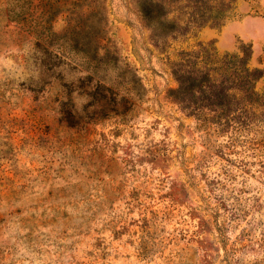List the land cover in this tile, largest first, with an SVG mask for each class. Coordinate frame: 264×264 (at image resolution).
<instances>
[{
	"label": "rangeland",
	"instance_id": "1",
	"mask_svg": "<svg viewBox=\"0 0 264 264\" xmlns=\"http://www.w3.org/2000/svg\"><path fill=\"white\" fill-rule=\"evenodd\" d=\"M232 54L204 122L178 76ZM0 264H264V0H0Z\"/></svg>",
	"mask_w": 264,
	"mask_h": 264
},
{
	"label": "trees",
	"instance_id": "2",
	"mask_svg": "<svg viewBox=\"0 0 264 264\" xmlns=\"http://www.w3.org/2000/svg\"><path fill=\"white\" fill-rule=\"evenodd\" d=\"M158 7L154 3L142 4L141 14L143 19L159 34L172 33L175 26L164 20L165 14L158 11ZM52 18L53 14H51V20ZM53 35L55 34L51 31V37ZM65 36L63 35L61 38L66 39ZM86 45L81 46L78 51L85 60L93 62L96 59V54L88 47V44ZM239 56L240 54L226 55L214 61L215 68L211 69V72H202L194 75L193 71L182 70L181 74H179L177 79L179 87L176 93L204 122L209 120L205 111L210 112V120H216L219 126H224L229 122L228 113L230 111L231 98H233L230 91L237 89L236 85L241 84L243 80H247L239 76L243 72L238 66ZM193 63L194 65L196 64L195 62ZM242 65L245 66L246 64L243 62ZM185 66L190 68V65ZM191 66L193 65L191 64ZM221 70H223V79L212 76L211 73H214L220 77ZM248 71L247 68L244 70L245 73H248ZM247 91L246 88L245 92Z\"/></svg>",
	"mask_w": 264,
	"mask_h": 264
}]
</instances>
